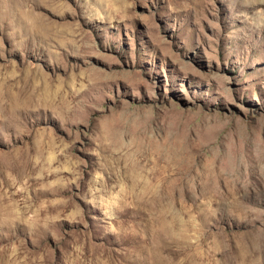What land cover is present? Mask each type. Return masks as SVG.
<instances>
[{
	"label": "rangeland",
	"instance_id": "rangeland-1",
	"mask_svg": "<svg viewBox=\"0 0 264 264\" xmlns=\"http://www.w3.org/2000/svg\"><path fill=\"white\" fill-rule=\"evenodd\" d=\"M0 264H264V0H0Z\"/></svg>",
	"mask_w": 264,
	"mask_h": 264
}]
</instances>
